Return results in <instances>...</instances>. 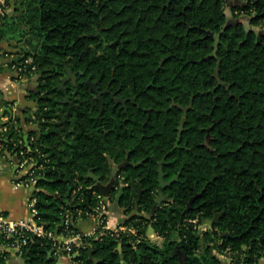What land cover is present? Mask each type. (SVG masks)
<instances>
[{"label": "trees", "instance_id": "trees-1", "mask_svg": "<svg viewBox=\"0 0 264 264\" xmlns=\"http://www.w3.org/2000/svg\"><path fill=\"white\" fill-rule=\"evenodd\" d=\"M169 1L6 0L0 45L26 39L13 54L33 59L36 70L22 77L39 83L28 121L38 127L29 146L45 167L38 189L50 194L35 193L40 223L62 234L67 211L86 219L102 195L90 174L104 186L115 180L111 202L133 213L126 227L135 234L82 236L73 264H226L219 256L264 264V0H238L232 10L259 32L228 23L229 0ZM14 63H0V74ZM68 69L80 83L113 82L136 104L126 114L105 96L102 106L80 84L75 98L68 92L70 110L59 90ZM24 137L17 118L0 144L27 150ZM161 165L166 182L177 180L151 215ZM149 228L161 245L147 238ZM26 237L25 264H57L58 243ZM7 259L0 254V264Z\"/></svg>", "mask_w": 264, "mask_h": 264}, {"label": "built area", "instance_id": "built-area-1", "mask_svg": "<svg viewBox=\"0 0 264 264\" xmlns=\"http://www.w3.org/2000/svg\"><path fill=\"white\" fill-rule=\"evenodd\" d=\"M6 10V0H0V20L5 16ZM11 68L21 77L28 72H34L36 70V66L33 65V59L31 58L26 59L24 62L16 60ZM11 110L13 112L11 118L7 116V118L2 117L1 119L0 143L2 139H5V134L9 131L11 125L17 126V118L14 115L15 110ZM30 141L34 142V138ZM21 144L22 142L19 141L18 144H15V147L18 149ZM3 151L4 146L0 144V153ZM34 151V153L40 154V151L37 148ZM14 152L17 154L19 160V173L15 176L13 185L16 189L24 191L27 194V216L19 220H11L0 211V254L10 250L21 255L24 248L28 245L26 234H30L37 238L52 240L55 243H58L59 248L61 249L59 251L60 257H66L72 262V258L74 257V246H80L82 236H92L81 235L77 233L75 228H73L74 221L78 218H83V212L77 210L78 216L76 219L72 217L70 212H66L65 220L62 222L64 224V232L61 234L62 239L60 233L56 236L54 232L48 231L46 226L43 223H40L37 209L38 199L36 198L35 193L32 192L33 189H38V182L43 178L42 171L45 167L36 161L30 146L27 147V150L20 149L19 151H16L15 149ZM39 156L41 157V155ZM20 173L22 175H19ZM97 198L99 199L98 206L94 208L92 212L85 214L87 218L94 220L96 223V233L94 235L100 237L103 236L105 232H108L112 237H119L120 234L125 232L136 233L133 227L116 225L109 215L108 203L105 201L104 195H97ZM193 222L196 223L197 221ZM202 227H200V229ZM1 236L5 238V242H1ZM219 257L221 260L224 258L226 261L223 262L226 264L232 263V259L229 257Z\"/></svg>", "mask_w": 264, "mask_h": 264}, {"label": "crops", "instance_id": "crops-1", "mask_svg": "<svg viewBox=\"0 0 264 264\" xmlns=\"http://www.w3.org/2000/svg\"><path fill=\"white\" fill-rule=\"evenodd\" d=\"M8 46L9 44L5 43L0 45L1 48H7ZM14 52L16 51H13V53ZM16 60L17 57L12 54L11 61ZM3 61L7 60L1 58L0 63L2 64ZM34 80V77H21L19 80H14L8 77L3 79V81L0 79V100L5 101L8 104V107L13 109V111L15 110L14 115L20 120V127L24 130L25 137L28 136V146L30 145L29 133L38 130L37 125L28 121L32 112L37 109L36 103L31 100V94L37 91L33 83ZM3 118H7V116L5 115ZM16 158L18 159V156L14 151H3L0 153V211L11 220H19L27 216V194L24 191L16 189L13 185V180L19 173V160L18 163L15 164V161L17 160ZM19 175L22 174L20 173ZM104 197L105 201L108 203V212L113 222L116 225L125 226L132 218L133 213L127 215L125 210L119 208L117 203L111 202L110 194L108 197ZM74 228L77 233L81 235L93 236L96 233V223L89 218L76 219L74 221ZM60 236L62 239L61 234ZM147 238L152 243L159 242V237L152 228L148 229ZM6 252L8 254L6 264H25L22 257L15 251L7 250ZM60 258L63 259V262L60 261ZM69 263L72 262L66 257L59 256L57 258V264Z\"/></svg>", "mask_w": 264, "mask_h": 264}, {"label": "water", "instance_id": "water-1", "mask_svg": "<svg viewBox=\"0 0 264 264\" xmlns=\"http://www.w3.org/2000/svg\"><path fill=\"white\" fill-rule=\"evenodd\" d=\"M171 4V0L169 1L168 3V6ZM15 62V61H14ZM2 63L8 65L10 63L9 60L7 61H3ZM200 63V62H199ZM10 77L11 79H14V80H19L21 78V76L16 72V71H12V70H9L8 68L4 71V73L0 74V79L1 81H3V79H6ZM35 80L33 81L34 85H35V88L36 90L38 89L39 87V83L37 81V77L35 76L34 77ZM73 79V81H76V75L72 73V71L69 69L68 70V77L67 78H64L62 80V85H61V88L63 89L66 85L67 82H69L70 79ZM1 83V82H0ZM85 85H89L91 87H94L95 86V83L91 82L90 80H87L86 82H84ZM35 93V92H34ZM68 100V97H66V101ZM8 113L9 115H12L13 112L11 110L10 107L6 106L2 100H0V124H2L1 122V119L2 117L5 116V114ZM25 141H26V147L28 146V136L25 137ZM17 159V158H16ZM18 163V159L15 161V164ZM95 182H97V186L99 187V189L101 190L102 194L106 197L109 196L113 186H114V180L111 181V183H109L108 185L104 186V185H101L99 183V180L100 178L97 177V176H94L92 174L89 175ZM177 180V178H175L174 180L170 181V182H166L165 181V175L162 171V165L159 167V186H160V189H159V197L158 199L156 200V207L153 209L151 215H153L157 209L158 206H160L164 201H166V197L163 193V190L166 189L167 187H169L171 184H173L175 181ZM33 193H37V192H42L46 195H49L50 194L46 191V190H43V189H33L32 190ZM123 194V188H121L119 190V193L117 195V200L120 199L121 195ZM56 198H58V196H55ZM141 197V193H139V198ZM139 217H142V218H149L150 215L146 214V215H141V214H138ZM220 219V216L219 215H216V217L213 219V220H209V221H206L204 223V225H207L209 227H213L215 224L218 223ZM64 224L61 223L60 227H63ZM59 230L60 228L58 227L56 230H55V235L58 236L59 235ZM62 241V240H61ZM61 246V245H60ZM121 248V247H120ZM52 256V252H50V257ZM78 255H76L75 257H77ZM60 261L63 262V259L60 258ZM69 264H72V263H69Z\"/></svg>", "mask_w": 264, "mask_h": 264}, {"label": "flooded vegetation", "instance_id": "flooded-vegetation-1", "mask_svg": "<svg viewBox=\"0 0 264 264\" xmlns=\"http://www.w3.org/2000/svg\"><path fill=\"white\" fill-rule=\"evenodd\" d=\"M69 70V69H68ZM68 70H67V76L65 78L68 77ZM73 73V72H72ZM76 75V81H73V79L71 78L69 80V82L66 83L65 87L62 89L61 88V85L59 87V90L63 93L64 95V98L62 101H60L63 105H67L69 106V109H73L74 107V102H72L70 99L71 97L72 98H75V96L79 93V90H80V84H83L84 86H87L89 87V89L94 93L95 97L101 101V105L103 106L104 105V97L107 96L109 97L110 100L113 101L114 103V109H116L117 107L121 108V109H124L126 114H128V106L129 104H133L135 105V101L133 98L131 97H126L124 98L123 96L126 95L124 93V91L122 90V88H119L118 90H115L114 89V86H113V82H109L107 84H103L101 82V79L98 80V81H94L93 83H95V86L94 87H91L89 85H85L84 82H86L87 80H83L81 83L79 81V76L77 75V73H73ZM78 74L83 77L84 76V72L82 71H79ZM63 80V79H62ZM92 82V81H91ZM68 92L71 93V97L68 95ZM39 93V87L37 89V91L35 93H32V95H37ZM66 97H68V100L66 101ZM101 115V113H100ZM210 129H208L207 131L209 132ZM210 135L207 134V137H206V144L208 145L210 143ZM180 143V140L177 141V146L179 145ZM128 165H131V163H129L128 161L121 164L120 166H118V168H122V167H125V166H128ZM159 195V194H158ZM159 197V196H158ZM203 226H207V225H203ZM209 227V226H208Z\"/></svg>", "mask_w": 264, "mask_h": 264}, {"label": "rangeland", "instance_id": "rangeland-1", "mask_svg": "<svg viewBox=\"0 0 264 264\" xmlns=\"http://www.w3.org/2000/svg\"><path fill=\"white\" fill-rule=\"evenodd\" d=\"M238 3V0H229V4L227 5L226 7V14H227V17H228V23L229 24H232V25H237V24H242L244 25V27H246L247 29L249 30H253L255 32H259L261 31V28L259 26H254L251 24V19L248 15H245V14H241V13H237V14H234L233 13V7L236 6V4ZM13 11L10 9L7 11V14L11 15ZM26 39H23L22 43L18 46V43L16 44V42H13L14 46H8L7 48H3L4 50H6V53H11V55L9 56H5L3 57L4 55H1L0 56V62H1V58H4L6 60H11L10 58L12 57V54H13V51H16V52H19V51H25L24 48L26 47L25 46V42ZM3 50V51H4ZM3 53V52H2ZM15 53V52H14ZM16 56V55H15ZM18 58V56H16ZM208 230V227L207 226H204L200 229V231H207ZM159 245L162 244L161 242V239H159V242L157 243ZM222 261H226L224 260V258H222ZM264 262V259H262L260 261V263H263Z\"/></svg>", "mask_w": 264, "mask_h": 264}]
</instances>
